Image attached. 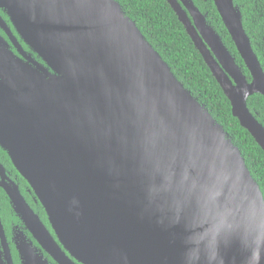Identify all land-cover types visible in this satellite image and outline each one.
<instances>
[{
	"label": "water",
	"instance_id": "water-1",
	"mask_svg": "<svg viewBox=\"0 0 264 264\" xmlns=\"http://www.w3.org/2000/svg\"><path fill=\"white\" fill-rule=\"evenodd\" d=\"M165 1L264 152L247 107L264 72L239 7L212 0L250 82L193 0ZM0 10V148L44 209L56 239L15 203L53 264H264V198L240 150L118 2Z\"/></svg>",
	"mask_w": 264,
	"mask_h": 264
},
{
	"label": "trees",
	"instance_id": "trees-1",
	"mask_svg": "<svg viewBox=\"0 0 264 264\" xmlns=\"http://www.w3.org/2000/svg\"><path fill=\"white\" fill-rule=\"evenodd\" d=\"M115 1L168 64L175 77L224 128L232 143L240 150L245 165L259 185L264 198V152L232 116L229 101L167 2L165 0ZM234 1L241 11L244 31L264 72V0ZM193 2L202 14L207 15V21L219 34L223 44L250 82V74L237 53L213 1L193 0ZM22 46L28 50L26 46ZM247 107L264 127V96L255 94L249 97Z\"/></svg>",
	"mask_w": 264,
	"mask_h": 264
},
{
	"label": "flooded vegetation",
	"instance_id": "flooded-vegetation-1",
	"mask_svg": "<svg viewBox=\"0 0 264 264\" xmlns=\"http://www.w3.org/2000/svg\"><path fill=\"white\" fill-rule=\"evenodd\" d=\"M0 16L10 27L8 19L1 10ZM0 36L8 41L1 28ZM11 49L16 54V50ZM23 49L25 50L24 47ZM20 200L37 215L40 222L55 238L44 209L34 192L17 172L8 155L0 148V264H23L25 262L23 253H26L25 257L31 253H36L44 259H48L50 264H53L54 261L34 239L29 224L21 218L20 213L16 210L15 203L19 207L23 206Z\"/></svg>",
	"mask_w": 264,
	"mask_h": 264
}]
</instances>
